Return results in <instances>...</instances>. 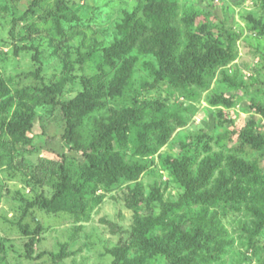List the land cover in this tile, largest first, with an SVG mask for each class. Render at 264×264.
<instances>
[{
    "label": "rangeland",
    "instance_id": "374dc122",
    "mask_svg": "<svg viewBox=\"0 0 264 264\" xmlns=\"http://www.w3.org/2000/svg\"><path fill=\"white\" fill-rule=\"evenodd\" d=\"M177 1L180 10L175 24L182 34L180 52L186 50L189 30L210 43L224 41L231 35L236 39L235 61L216 70L208 90L192 86L198 97L188 100L166 86L143 88L154 82L147 64L156 62L140 46L133 50L132 56L125 59H133V95L139 97L133 99V107L148 100L178 108L186 124L176 130L155 156L145 161L148 168L137 182L122 181L110 190L98 191L99 203L80 221L64 213L27 209L42 192L52 194L63 155L76 165L85 161L65 143V122L60 110L36 109L28 143L5 127L1 129L0 143L8 161L0 168V264H55L49 253L59 254L63 249L66 257L58 264H113L110 250L130 237L134 225V213L127 204L132 201L137 184L141 185L145 198L157 189L165 201L178 202L184 189L170 175L166 160L187 150L199 162L210 155L234 153L247 161H257L264 170V149L251 152L235 135L255 127L264 133V113L258 111V107L264 109L261 0ZM30 2L0 0V83L7 89L5 96H0V103L9 100L8 108L0 113V124L11 122L20 104L35 106L33 100L21 99L18 93L24 85L33 83L29 73L35 68L32 58L35 51L27 48L37 47L41 52L45 79L58 87L61 99L73 98L82 91L84 76L93 77L106 70L93 66L90 69L87 65L83 68L78 50L89 52L101 44L111 45L119 35L117 25L125 13L140 8V16L144 17L148 5V0H46L39 5L41 15H29L14 23L15 18H21L28 10ZM60 6L68 7L64 13L70 17L76 16L72 22H64L62 35L56 32L53 18H40ZM107 82L105 75L92 80L93 84ZM219 98L227 103H214ZM140 209L143 215L160 213L158 203L145 204ZM220 218L231 243L217 260L206 264H264V230L256 236L250 233L254 230V218L246 207L220 210ZM21 221L32 229L42 227L32 253L27 251L29 237L23 234ZM149 264L169 262L157 257L150 259Z\"/></svg>",
    "mask_w": 264,
    "mask_h": 264
},
{
    "label": "trees",
    "instance_id": "16d2710c",
    "mask_svg": "<svg viewBox=\"0 0 264 264\" xmlns=\"http://www.w3.org/2000/svg\"><path fill=\"white\" fill-rule=\"evenodd\" d=\"M44 1L31 0L28 10L21 18H15L14 23L38 15L39 5ZM261 4L264 8V0ZM67 9L60 6L40 18H53L56 32L62 35L64 22L76 18L64 13ZM179 10L177 0H148L144 17L140 16V8L125 13L117 25L119 35L111 45L101 44L89 52L78 50L81 66L102 71L106 68L93 77L105 75L108 82L93 84L92 76H84L82 91L70 99L62 100L58 87L46 81L38 48H27L35 51L32 56L35 68L29 73L33 83L24 85L18 93L21 99L33 100L35 106L20 104L13 120L2 122L0 130L5 127L28 143L36 109L58 108L65 122V143L85 160L76 165L63 155L52 194L42 192L28 204V210L64 213L80 221L99 203L98 191L110 190L122 181L137 182L148 168L145 161L155 156L176 130L186 124L178 108L148 100L133 107V99L139 98L133 95V59H125L132 56L137 46L156 62L147 64L154 82L143 88L166 86L188 100L198 97L192 86L208 90L216 70L235 61L238 52L236 39L231 35L224 41L210 43L188 29L186 50L180 52L182 34L175 24ZM259 33L264 36L263 26ZM11 35L14 36V31ZM6 93L0 83V96ZM120 101L124 103L118 104ZM214 103L226 104L227 100L219 98ZM8 106L9 100H2L0 113ZM258 111L264 113L263 108L258 107ZM235 135L251 152L264 149V133L257 127ZM7 157L0 143V168L8 161ZM166 164L184 194L178 202H167L154 189L145 198L141 185L137 184L132 201L127 204L134 213V225L130 237L110 250L113 264H149L150 259L157 257L169 264H206L217 260L231 243L220 218V210L227 211L229 207H246L254 218V230H250L253 236L264 230V170L257 161L250 162L233 153L210 155L199 162L187 150L179 157L168 158ZM152 203L160 205V213L143 215L140 208ZM20 223L23 234L29 237L27 251L32 253L42 227L32 229L29 224ZM65 250L49 253L55 264L66 257Z\"/></svg>",
    "mask_w": 264,
    "mask_h": 264
}]
</instances>
